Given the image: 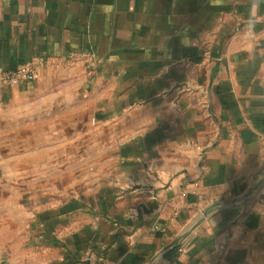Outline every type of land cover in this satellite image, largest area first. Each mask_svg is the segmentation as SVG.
<instances>
[{
	"label": "crops",
	"instance_id": "0c3cea01",
	"mask_svg": "<svg viewBox=\"0 0 264 264\" xmlns=\"http://www.w3.org/2000/svg\"><path fill=\"white\" fill-rule=\"evenodd\" d=\"M39 61L0 83V264H264V0H0V75Z\"/></svg>",
	"mask_w": 264,
	"mask_h": 264
},
{
	"label": "built area",
	"instance_id": "2783aa9c",
	"mask_svg": "<svg viewBox=\"0 0 264 264\" xmlns=\"http://www.w3.org/2000/svg\"><path fill=\"white\" fill-rule=\"evenodd\" d=\"M87 57V54H82L77 51H69L60 58V61L65 66H71ZM92 64L96 65V62L93 61ZM48 67L49 65L46 64V61H39L30 65H25L17 70L2 73L0 75V83L10 85L19 82H33L42 73L47 71Z\"/></svg>",
	"mask_w": 264,
	"mask_h": 264
},
{
	"label": "trees",
	"instance_id": "16d2710c",
	"mask_svg": "<svg viewBox=\"0 0 264 264\" xmlns=\"http://www.w3.org/2000/svg\"><path fill=\"white\" fill-rule=\"evenodd\" d=\"M173 247H170L169 251L166 253L167 260H169L171 262H175L179 258L180 248H181V246L179 244H176Z\"/></svg>",
	"mask_w": 264,
	"mask_h": 264
},
{
	"label": "clouds",
	"instance_id": "9594fccd",
	"mask_svg": "<svg viewBox=\"0 0 264 264\" xmlns=\"http://www.w3.org/2000/svg\"><path fill=\"white\" fill-rule=\"evenodd\" d=\"M252 8H253V10H255L256 5H253ZM249 20H250V22L253 20V13H250Z\"/></svg>",
	"mask_w": 264,
	"mask_h": 264
},
{
	"label": "water",
	"instance_id": "95a60500",
	"mask_svg": "<svg viewBox=\"0 0 264 264\" xmlns=\"http://www.w3.org/2000/svg\"><path fill=\"white\" fill-rule=\"evenodd\" d=\"M176 243H177V242L172 243L171 246L175 245ZM171 246H169V247H171Z\"/></svg>",
	"mask_w": 264,
	"mask_h": 264
}]
</instances>
